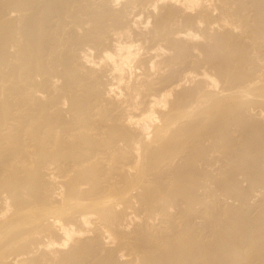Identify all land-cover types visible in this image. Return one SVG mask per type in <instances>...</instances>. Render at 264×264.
I'll use <instances>...</instances> for the list:
<instances>
[{
	"label": "bare ground",
	"instance_id": "6f19581e",
	"mask_svg": "<svg viewBox=\"0 0 264 264\" xmlns=\"http://www.w3.org/2000/svg\"><path fill=\"white\" fill-rule=\"evenodd\" d=\"M0 264H264V0H0Z\"/></svg>",
	"mask_w": 264,
	"mask_h": 264
}]
</instances>
